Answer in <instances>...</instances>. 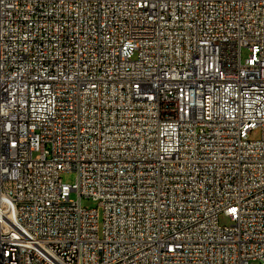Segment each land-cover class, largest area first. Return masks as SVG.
Returning <instances> with one entry per match:
<instances>
[{"label": "built area", "instance_id": "obj_1", "mask_svg": "<svg viewBox=\"0 0 264 264\" xmlns=\"http://www.w3.org/2000/svg\"><path fill=\"white\" fill-rule=\"evenodd\" d=\"M254 262L264 0H0V264Z\"/></svg>", "mask_w": 264, "mask_h": 264}, {"label": "rangeland", "instance_id": "obj_2", "mask_svg": "<svg viewBox=\"0 0 264 264\" xmlns=\"http://www.w3.org/2000/svg\"><path fill=\"white\" fill-rule=\"evenodd\" d=\"M248 55V51L244 50L243 51V57L245 58ZM250 140H259L261 138V132L260 130H256L252 132L249 135ZM62 182L68 184V185H74L77 179V175L75 172H67L63 173L61 175ZM72 199H76L75 195H72ZM82 207L86 209H97L99 211V226H102V218H103V211L100 206L99 202L93 201L91 199H83L82 202ZM231 224V221L228 218H225L224 216L220 217V225L221 226H229ZM252 264H260L259 262H254Z\"/></svg>", "mask_w": 264, "mask_h": 264}]
</instances>
